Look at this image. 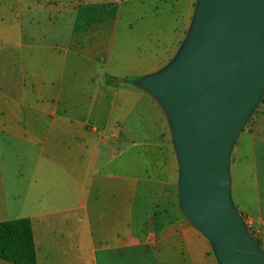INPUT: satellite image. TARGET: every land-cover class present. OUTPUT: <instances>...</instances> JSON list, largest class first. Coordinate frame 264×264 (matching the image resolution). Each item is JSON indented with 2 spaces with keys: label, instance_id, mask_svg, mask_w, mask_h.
I'll list each match as a JSON object with an SVG mask.
<instances>
[{
  "label": "crops",
  "instance_id": "1",
  "mask_svg": "<svg viewBox=\"0 0 264 264\" xmlns=\"http://www.w3.org/2000/svg\"><path fill=\"white\" fill-rule=\"evenodd\" d=\"M130 2L0 0V222L31 221L37 264H220L183 206L170 116L138 85L178 56L199 0ZM230 178L264 243V101Z\"/></svg>",
  "mask_w": 264,
  "mask_h": 264
},
{
  "label": "water",
  "instance_id": "2",
  "mask_svg": "<svg viewBox=\"0 0 264 264\" xmlns=\"http://www.w3.org/2000/svg\"><path fill=\"white\" fill-rule=\"evenodd\" d=\"M138 85L170 116L183 206L220 264H261L231 203L230 159L264 90V0H199L178 56Z\"/></svg>",
  "mask_w": 264,
  "mask_h": 264
},
{
  "label": "trees",
  "instance_id": "3",
  "mask_svg": "<svg viewBox=\"0 0 264 264\" xmlns=\"http://www.w3.org/2000/svg\"><path fill=\"white\" fill-rule=\"evenodd\" d=\"M124 82L108 77L106 84ZM0 260L13 264H37L36 245L28 218L0 222Z\"/></svg>",
  "mask_w": 264,
  "mask_h": 264
},
{
  "label": "rangeland",
  "instance_id": "4",
  "mask_svg": "<svg viewBox=\"0 0 264 264\" xmlns=\"http://www.w3.org/2000/svg\"><path fill=\"white\" fill-rule=\"evenodd\" d=\"M141 4L139 5V2L138 0H132V2H130L127 6L126 9L128 10H133L135 8L139 9V11H141ZM192 22V21H191ZM122 25V24H121ZM189 34L191 32V24H190V27H189ZM186 43V42H185ZM184 44L182 45V48H183ZM172 63V62H171ZM264 101V90H263V94H262V97L259 101V103L257 104V106L253 109V111L251 112V114L248 116L247 118V121L246 123L244 124V126L242 127V130L241 132L246 129L253 121L254 117L256 116V114L259 112V109L262 105ZM240 132V133H241ZM240 135V134H239ZM231 203L233 205V208L235 209V211L241 216V219L243 221V225H244V228L245 230L247 231V233L250 235L251 239L253 240V242L255 243V245L260 249L261 253H262V256H263V261L261 262V264H264V243L260 242L257 238V235L254 234V231L256 230V227H255V221L250 217V216H247L242 210L239 209V207L237 206V195H233L232 192H231ZM214 251L216 253V248L214 246Z\"/></svg>",
  "mask_w": 264,
  "mask_h": 264
}]
</instances>
